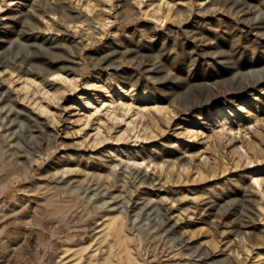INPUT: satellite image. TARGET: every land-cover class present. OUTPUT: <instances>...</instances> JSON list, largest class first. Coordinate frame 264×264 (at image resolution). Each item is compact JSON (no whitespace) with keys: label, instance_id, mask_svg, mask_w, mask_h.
<instances>
[{"label":"rangeland","instance_id":"obj_1","mask_svg":"<svg viewBox=\"0 0 264 264\" xmlns=\"http://www.w3.org/2000/svg\"><path fill=\"white\" fill-rule=\"evenodd\" d=\"M0 264H264V0H0Z\"/></svg>","mask_w":264,"mask_h":264},{"label":"bare ground","instance_id":"obj_2","mask_svg":"<svg viewBox=\"0 0 264 264\" xmlns=\"http://www.w3.org/2000/svg\"><path fill=\"white\" fill-rule=\"evenodd\" d=\"M126 235V234H125Z\"/></svg>","mask_w":264,"mask_h":264}]
</instances>
